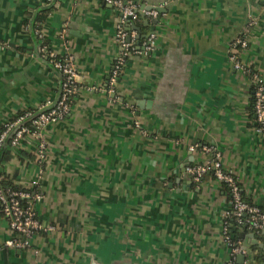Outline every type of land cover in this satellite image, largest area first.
<instances>
[{"label":"crops","instance_id":"1","mask_svg":"<svg viewBox=\"0 0 264 264\" xmlns=\"http://www.w3.org/2000/svg\"><path fill=\"white\" fill-rule=\"evenodd\" d=\"M132 1L139 18L125 28L135 52L108 91L118 10L102 0H0V128L57 99L60 75L42 45L71 56L77 88L63 118L41 128L42 158L29 135L19 153L2 146L0 171L17 187L37 181L44 229L27 248L4 246L12 233L0 212V264L225 262L228 200L209 172H188L211 155L193 145L217 152L242 198L264 208L251 79L228 59L244 30L238 60L264 83V0ZM151 9L154 17L143 14ZM231 234L249 250L240 263L261 264L250 232Z\"/></svg>","mask_w":264,"mask_h":264},{"label":"built area","instance_id":"2","mask_svg":"<svg viewBox=\"0 0 264 264\" xmlns=\"http://www.w3.org/2000/svg\"><path fill=\"white\" fill-rule=\"evenodd\" d=\"M55 0H45L46 4L54 3ZM104 3L114 7L120 13V19L115 25L113 38L118 46L117 55L112 63L109 76L107 90L111 91V86L114 84L118 74L124 66L126 58L134 51L133 43L134 37L130 35L126 28L125 23L136 20L138 13L136 6L132 0H103ZM144 15L154 17L156 11L145 10ZM250 23H247V26ZM152 39L150 35L143 42V48L150 49ZM236 46L240 49L246 47L245 38L236 36L231 40L229 46L228 59L232 63L234 69L243 74H247L248 70L236 57ZM53 56L54 54L51 53ZM52 67L60 75L59 93L57 100L52 103H44L39 105L36 110L26 112L14 121L7 122L3 125L0 131V151L4 145L7 136H10L9 145L11 148L16 149L24 136H31L38 140L36 145V155L38 158L43 157V142L41 141L40 130L45 123L50 121H58L69 110V105L72 96L76 93L75 84V70L72 63V58L69 55H63L62 59L52 58L49 60ZM250 81L253 85V114L255 120V129L257 132L264 136V83L256 75H250ZM26 120L23 124L21 122ZM25 123L28 125L26 126ZM135 126L137 124L135 123ZM199 147L202 151L210 153V157L202 164L191 166L188 172L198 178L205 172H210L212 176L220 183H223L228 190V208L224 212V219L222 221L221 236L229 250V258L221 264H246V262L236 263L234 261L236 256H245L247 250L239 240L233 238L229 226L231 221L235 228H244L254 234L264 230V208L255 204L249 203L242 198L240 188L230 174L224 170L219 162V155L213 151L209 146L193 145L189 150H194ZM37 181L32 179L29 185L23 188H30L36 186ZM1 189L0 188V212L3 217L8 221V229L12 233V237L4 241V246H11L15 248L24 249L29 246V238L34 232L44 229L38 222L34 210V205L40 201L41 194L38 190L33 192L27 191L28 189ZM50 227L45 230H49ZM18 236H22L21 239ZM261 264H264V255L260 257Z\"/></svg>","mask_w":264,"mask_h":264},{"label":"trees","instance_id":"3","mask_svg":"<svg viewBox=\"0 0 264 264\" xmlns=\"http://www.w3.org/2000/svg\"><path fill=\"white\" fill-rule=\"evenodd\" d=\"M103 1V0H102ZM46 13V11H43V13L42 14H40V16H39V19H41V17L42 16H44V14ZM139 18V16H137V18H136V20H134V21H131L132 23H135V22H137V19ZM126 24V23H125ZM244 35H245V31L243 30L242 32H240V34L238 35L240 38H244ZM246 46H247V44H246ZM43 50H45V49H47L46 50V54H47V57H48V59H52V58H59V59H62L63 58V55H51V52H50V50H49V48H47V46L46 45H42V47H41ZM239 50H241L240 49V47L239 46H236V57H237V52L239 51ZM127 59V58H126ZM237 59H238V57H237ZM126 61V60H125ZM243 66L248 70V72H247V75H252V74H254L253 73V71H252V69L250 68V67H247L245 64H243ZM252 89H253V85H250V91H251V94H250V105H249V107H250V110L253 112V95H252ZM75 95V93L73 94V96ZM73 96H72V98H73ZM71 103V102H70ZM25 125L27 126L28 124L27 123H25ZM2 130V127L0 128V131ZM25 137V136H24ZM11 137L10 136H7V138L5 139V141H4V145L3 146H5V148L6 147H8L10 150H15L14 151V153H19L20 152V150H18V151H16V149H13V148H11L10 147V145H9V139H10ZM209 174H211L210 172H209ZM212 175V174H211ZM221 185H222V188H223V190H224V192H225V194H226V197H227V200L229 199V195H228V190H227V188H226V186L223 184V183H220ZM0 188L1 189H6V188H8V189H19L16 185H15V183L13 182V180H12V178L11 177H9L7 174H5L3 171H0ZM20 189H25V188H23V187H21ZM26 189H28L27 191H29V192H33L34 190H38L37 189V187L36 186H33V187H30V188H26ZM25 189V190H26ZM241 193V192H240ZM228 222L230 223V226H229V229H230V232L231 233H233V232H235V227H234V225H233V223L231 222V221H229L228 220ZM254 238L258 241V242H260L263 246H262V248H258L256 245H252L251 246V249H252V251H257L256 252V254L253 256L254 257V259L256 258V259H260V257L262 256V255H264V230H262V231H259V232H257V233H255L254 234Z\"/></svg>","mask_w":264,"mask_h":264},{"label":"water","instance_id":"4","mask_svg":"<svg viewBox=\"0 0 264 264\" xmlns=\"http://www.w3.org/2000/svg\"><path fill=\"white\" fill-rule=\"evenodd\" d=\"M50 6H51V4H49L47 7H50ZM119 14H120V13H119ZM152 22L155 23L156 20H154V21H152ZM152 32H153V28L150 27V31L146 34V37H148L149 34L152 33ZM138 39H139V36H138V35L135 36V44H136V45L138 44ZM56 100H57V99H56ZM56 100H55V101H56ZM26 120H27V119L23 120V121L21 122V124H23L24 122H26ZM0 155H1V153H0ZM242 230H244V228H242ZM250 237H251L252 243H254V244H256L258 247L262 248V244L257 242V240L254 238L253 234H250ZM243 246H245V245L243 244ZM247 251L249 252V250H247ZM241 259H242V257H241V256H238V258H237L238 263H240V260H241Z\"/></svg>","mask_w":264,"mask_h":264}]
</instances>
